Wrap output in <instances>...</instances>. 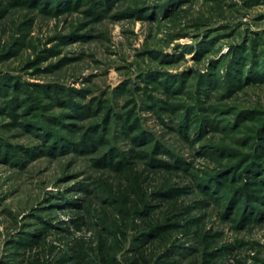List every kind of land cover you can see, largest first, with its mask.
<instances>
[{"label":"rangeland","instance_id":"374dc122","mask_svg":"<svg viewBox=\"0 0 264 264\" xmlns=\"http://www.w3.org/2000/svg\"><path fill=\"white\" fill-rule=\"evenodd\" d=\"M0 5V264L126 256L174 201L178 264H264V0Z\"/></svg>","mask_w":264,"mask_h":264},{"label":"trees","instance_id":"16d2710c","mask_svg":"<svg viewBox=\"0 0 264 264\" xmlns=\"http://www.w3.org/2000/svg\"><path fill=\"white\" fill-rule=\"evenodd\" d=\"M127 179L126 192H121L117 198L120 206L124 205V207L119 206L118 208V212L122 217L132 212L143 213L144 211L141 208L147 200V190L144 189L146 176L140 177L134 174L128 176ZM165 189L162 187V189L157 191L161 192ZM133 193L136 194L134 195ZM174 203L175 201L171 203L167 212L160 218H152L147 215L143 221L144 239H141L139 244L132 246L126 256L119 257L118 253L122 249V245L119 237L114 233L110 234V236L108 234L105 238H100L87 249L70 248L75 252L77 251L78 259L87 258L90 264H178L179 261L175 255L182 254L180 250H185L182 249L185 248V244L175 239V235L176 231L179 230L176 229V226L181 224V218L179 217L183 213L180 210L176 211ZM117 232L124 235V231L120 227H118ZM66 255L67 253L64 254L63 258Z\"/></svg>","mask_w":264,"mask_h":264}]
</instances>
